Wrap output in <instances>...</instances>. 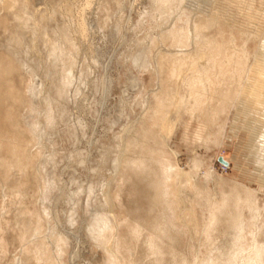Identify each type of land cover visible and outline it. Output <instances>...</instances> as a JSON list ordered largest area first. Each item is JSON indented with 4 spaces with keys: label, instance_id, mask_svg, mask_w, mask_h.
Here are the masks:
<instances>
[{
    "label": "rangeland",
    "instance_id": "374dc122",
    "mask_svg": "<svg viewBox=\"0 0 264 264\" xmlns=\"http://www.w3.org/2000/svg\"><path fill=\"white\" fill-rule=\"evenodd\" d=\"M251 1L17 0L12 7L0 1V57L10 54L6 59L15 63L8 80L0 83V264L108 263V252L98 241L103 217L115 224L148 203L145 183L129 172L123 175L122 169L146 154L141 141L156 93L165 90L159 57L170 49H187L171 48L174 35L179 41H202L205 35L225 44L250 41L252 61L264 41V0H253L255 15L263 16L255 21L244 10ZM217 8L228 19L221 29L219 24L203 32L191 29L207 24ZM17 13L22 27L14 19ZM36 23L34 32L30 28ZM79 23L86 25L85 36ZM19 37L24 38L21 46L15 45ZM224 52L232 54L231 49ZM262 71L254 73L257 80L264 77ZM258 89L253 95L247 85L241 102L223 115L217 141L197 131L199 123L190 113L176 115V107L166 142H151L152 155L173 167L172 184L179 185L185 199L184 219L175 225L190 226L196 239L234 183L257 194L259 224L264 223L259 162L264 151L255 146L261 145L255 142L256 131L264 130V99L256 102L263 89ZM179 92L189 97L185 88ZM205 137L213 141L206 144ZM14 154L21 168L11 167ZM219 156L230 164L220 163ZM106 193L114 196L111 205ZM244 213L253 222L250 212ZM194 244L200 247L188 236L180 243L187 264L195 261ZM131 260L116 264H135Z\"/></svg>",
    "mask_w": 264,
    "mask_h": 264
},
{
    "label": "bare ground",
    "instance_id": "6f19581e",
    "mask_svg": "<svg viewBox=\"0 0 264 264\" xmlns=\"http://www.w3.org/2000/svg\"><path fill=\"white\" fill-rule=\"evenodd\" d=\"M0 1H6V4L10 3L12 7L17 0ZM163 1L168 2V0ZM252 5H254L253 0L244 10L250 11L249 16L254 21L261 19L263 16L255 15L257 11ZM15 15L14 19L19 21L18 26L22 27L20 25L22 17L18 13ZM208 17L207 24L201 23L197 27L191 25V29L195 30L194 32H203L217 24L220 25L221 29V23L228 20L223 10L218 8L214 9ZM82 22L85 24V21ZM83 23L79 24L81 34L85 36L86 25ZM30 29L35 32L38 29L37 23ZM257 31L260 32L259 29ZM171 35L173 36V33ZM173 37L172 39L175 41L172 42V49L178 46L181 48L184 46L187 49L176 52L170 49L159 57L157 64L160 67L159 71H161L160 82L165 90L156 93V102L151 108L153 110L150 114L151 122L149 121L150 123L147 124L141 141L146 154L130 159L122 169L123 175L129 172V175L133 176L134 174L145 183L148 188L146 194L148 203L147 206L140 207V209L137 206L133 209V213L130 212L128 219L121 222L115 221V224H108L107 217H103V227H100L98 241L103 244L108 252L107 264L120 263L126 258L127 260L132 259L131 262L135 264H187L180 247L184 236H188L194 243L196 240L200 241V247L196 244L193 246V249L196 250V258L192 264H264V241L261 240V237L264 236V223L259 224L261 212L257 194L249 188L234 183L230 195L219 202L217 211L207 219L206 230L196 239L197 236L191 233L190 226L184 228L182 223V227L175 225L176 221L184 219L185 213L182 210V205L185 199L178 193L179 185L172 184V180L175 179L173 167L168 165L163 157H154L152 153L156 149L151 145V142L158 145L166 142L168 135L173 130L170 115L176 107L178 108L176 115L185 112L190 113L193 120L199 123L197 131L203 132V134L206 132L208 133L207 136L214 135L216 137L214 140L217 141L216 131L221 132L224 128L223 115L227 114L231 107H237L245 94L244 90L247 85H252L253 95H257L256 88L263 89L262 95L258 93L260 99L256 101L261 103L264 99V77L257 80L254 73L264 70V66L262 70L260 69L264 58V41L258 48L259 50L257 49L258 51H256L252 61H249L251 58L248 48L250 41H243L239 45L237 40L227 41L228 43L225 44L221 40L205 39V35L202 41H179L181 38H178L177 35ZM16 38H14L16 40V43L14 41L15 45L21 46L24 38L19 37L18 41ZM225 48L231 49L232 54L229 57L224 52ZM238 50L241 56H239ZM56 54L59 56L60 53L56 52ZM10 56L8 54L0 57V83L8 80V75L14 71L15 63L12 64L11 61L13 60L10 58L6 59ZM230 71H233L232 75H228ZM169 84L173 86L174 90ZM183 88L187 90L189 97L186 98L180 94L179 90ZM262 103L264 104V101ZM157 128H160L161 131ZM158 131L161 133L160 138L163 142L158 138ZM256 134L255 142H259L261 145L255 143V146L264 151V130H257ZM139 138L136 136L134 140L127 141L126 149L128 144L131 145L133 141H137ZM211 140L213 141V138L205 137L202 141L207 144ZM16 156L14 154L9 160L13 168L14 166L15 168L22 166L20 165L22 161ZM259 162L264 168L263 157L259 158ZM174 183L176 184V182ZM104 197H106L107 203L111 205V197L114 196L106 193ZM211 205L209 203V206ZM176 208L178 211L175 210ZM245 210L250 212L253 222L250 223L246 219ZM251 225L253 227L247 231V227ZM122 227L125 228L123 233H121L123 230L120 231Z\"/></svg>",
    "mask_w": 264,
    "mask_h": 264
},
{
    "label": "water",
    "instance_id": "95a60500",
    "mask_svg": "<svg viewBox=\"0 0 264 264\" xmlns=\"http://www.w3.org/2000/svg\"><path fill=\"white\" fill-rule=\"evenodd\" d=\"M218 160L220 163H222L223 165L228 166L230 164V162L228 160H226L223 156H219Z\"/></svg>",
    "mask_w": 264,
    "mask_h": 264
}]
</instances>
